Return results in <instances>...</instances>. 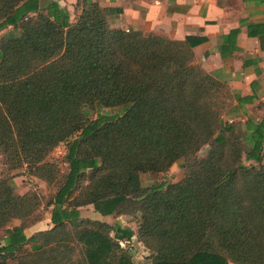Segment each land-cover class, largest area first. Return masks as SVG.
Instances as JSON below:
<instances>
[{
  "label": "trees",
  "instance_id": "16d2710c",
  "mask_svg": "<svg viewBox=\"0 0 264 264\" xmlns=\"http://www.w3.org/2000/svg\"><path fill=\"white\" fill-rule=\"evenodd\" d=\"M76 7L70 23L56 2L0 0V32L11 28L0 37V264H134L120 247L134 238L152 264H264V121L245 135L223 121L230 90L194 63L190 39L113 29L118 11ZM60 144L65 174L47 158ZM179 160L181 181L138 184ZM23 166L56 185L52 227L30 237L40 199L15 194ZM87 206L134 216L136 231L82 217Z\"/></svg>",
  "mask_w": 264,
  "mask_h": 264
},
{
  "label": "crops",
  "instance_id": "0c3cea01",
  "mask_svg": "<svg viewBox=\"0 0 264 264\" xmlns=\"http://www.w3.org/2000/svg\"><path fill=\"white\" fill-rule=\"evenodd\" d=\"M51 1L68 12L70 23L79 14L77 0ZM90 1L118 11L107 18L113 29L171 41L190 39L194 63L230 90L232 99L223 121L243 135L264 121V0ZM9 30L1 31L0 37ZM40 223L25 230V235L52 227L50 218L46 228L41 229Z\"/></svg>",
  "mask_w": 264,
  "mask_h": 264
},
{
  "label": "rangeland",
  "instance_id": "374dc122",
  "mask_svg": "<svg viewBox=\"0 0 264 264\" xmlns=\"http://www.w3.org/2000/svg\"><path fill=\"white\" fill-rule=\"evenodd\" d=\"M105 112V111H104ZM107 113L116 114L119 113V109L107 110ZM0 113L3 115L7 113V106L0 101ZM95 112L91 111L90 118H95ZM209 151L208 146L202 147L197 156L202 158ZM66 152V145L60 144L58 147L52 150V152L48 155V160L56 163L61 173H67V165L64 163V156ZM3 157L0 156V173L6 169V166L3 165ZM182 160L177 161L168 172L166 173H147V174H139L137 177V182L141 187H148L154 184H172L181 181L184 178V173L182 170ZM14 175V179L16 180V184H14V192L16 195H25V194H33L36 195L40 199V206L36 212L41 217L40 228H46L47 225H50L49 218L51 208L47 206V203L54 196L56 192V185L54 184H46L40 179L32 176L29 173V170L26 166H23L22 169L18 171H14L12 173ZM14 183V182H13ZM126 203L121 204L119 208H126ZM122 209V210H123ZM80 214L84 218H89L92 220H101L103 222L109 223L111 225H120L124 228H131L136 231V226L134 224L135 218L134 216L128 215H112L108 217H103L98 213H95L92 206H87L79 209ZM19 221L13 220L9 224L10 227L13 225H18ZM1 236V233H0ZM120 247L124 250H127L132 255V261L134 264H152L153 254L144 248L142 243L137 241L136 238L131 240L127 244L120 245ZM75 261L77 264H83L78 255L75 256Z\"/></svg>",
  "mask_w": 264,
  "mask_h": 264
},
{
  "label": "water",
  "instance_id": "95a60500",
  "mask_svg": "<svg viewBox=\"0 0 264 264\" xmlns=\"http://www.w3.org/2000/svg\"><path fill=\"white\" fill-rule=\"evenodd\" d=\"M51 3H52L51 0H39V10L43 11Z\"/></svg>",
  "mask_w": 264,
  "mask_h": 264
},
{
  "label": "built area",
  "instance_id": "2783aa9c",
  "mask_svg": "<svg viewBox=\"0 0 264 264\" xmlns=\"http://www.w3.org/2000/svg\"><path fill=\"white\" fill-rule=\"evenodd\" d=\"M262 153H264V150L262 151ZM123 244H127V241H123L122 243H120V245L123 246Z\"/></svg>",
  "mask_w": 264,
  "mask_h": 264
}]
</instances>
